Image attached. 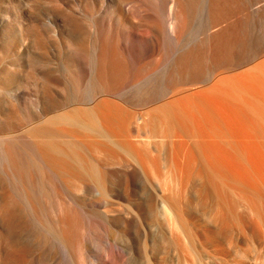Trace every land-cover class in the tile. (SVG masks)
Here are the masks:
<instances>
[{"label": "bare ground", "instance_id": "6f19581e", "mask_svg": "<svg viewBox=\"0 0 264 264\" xmlns=\"http://www.w3.org/2000/svg\"><path fill=\"white\" fill-rule=\"evenodd\" d=\"M262 56L264 0H0V264H196Z\"/></svg>", "mask_w": 264, "mask_h": 264}, {"label": "rangeland", "instance_id": "374dc122", "mask_svg": "<svg viewBox=\"0 0 264 264\" xmlns=\"http://www.w3.org/2000/svg\"><path fill=\"white\" fill-rule=\"evenodd\" d=\"M29 25L34 28L33 23ZM247 36L249 40L250 35ZM244 143L246 144L244 163L246 194L256 193L258 189L260 195L257 194L258 199L255 203L249 197L238 200L235 191L225 186L228 196L226 200L228 202L229 198L232 202L238 200V211L242 213L243 222L238 228L234 222V213L226 210L224 215L227 214L231 226L225 237L220 232L219 220L223 211H220L215 204L212 224L214 235L205 245L198 246L195 252L196 264H264V137L248 129ZM173 254V250L169 248L167 255L173 258Z\"/></svg>", "mask_w": 264, "mask_h": 264}]
</instances>
